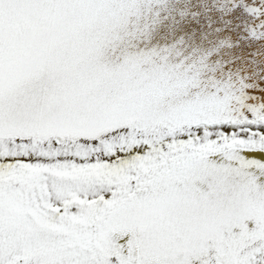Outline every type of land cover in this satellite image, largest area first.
Returning <instances> with one entry per match:
<instances>
[{"label":"snow or ice","instance_id":"1","mask_svg":"<svg viewBox=\"0 0 264 264\" xmlns=\"http://www.w3.org/2000/svg\"><path fill=\"white\" fill-rule=\"evenodd\" d=\"M0 264H264V0H0Z\"/></svg>","mask_w":264,"mask_h":264}]
</instances>
